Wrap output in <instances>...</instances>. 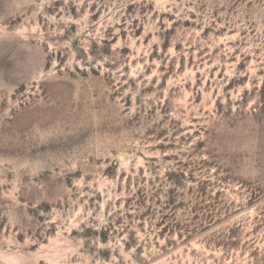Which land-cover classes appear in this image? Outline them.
I'll return each mask as SVG.
<instances>
[{"label": "rangeland", "instance_id": "1", "mask_svg": "<svg viewBox=\"0 0 264 264\" xmlns=\"http://www.w3.org/2000/svg\"><path fill=\"white\" fill-rule=\"evenodd\" d=\"M0 264H264V0H0Z\"/></svg>", "mask_w": 264, "mask_h": 264}]
</instances>
